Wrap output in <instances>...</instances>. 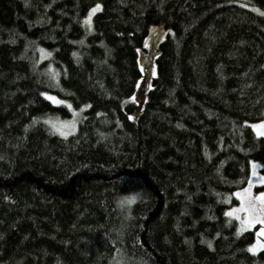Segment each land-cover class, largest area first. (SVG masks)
Instances as JSON below:
<instances>
[{
    "label": "trees",
    "instance_id": "trees-1",
    "mask_svg": "<svg viewBox=\"0 0 264 264\" xmlns=\"http://www.w3.org/2000/svg\"><path fill=\"white\" fill-rule=\"evenodd\" d=\"M263 119L264 0H0V264H264L224 215Z\"/></svg>",
    "mask_w": 264,
    "mask_h": 264
},
{
    "label": "rangeland",
    "instance_id": "rangeland-1",
    "mask_svg": "<svg viewBox=\"0 0 264 264\" xmlns=\"http://www.w3.org/2000/svg\"><path fill=\"white\" fill-rule=\"evenodd\" d=\"M94 13V12H93ZM93 13L92 15L90 16L92 18L93 16ZM156 30H158V33H151L145 38V41H144V44H145V48H146V51H142L140 53V56H139V64H140V69L142 70L143 72V78L142 80L140 81L139 83V86L137 88V91L134 95V101L136 102L137 104V110L136 112H134L133 114H131V117H137L139 115V113L142 111L143 109V106L145 104V101H146V97H147V90H148V86L150 84V81H151V77L153 76V70H154V63H153V54L155 56V58L157 57V51H156V48L158 46V43L160 41H162L164 39V36H165V33H166V29H160L159 27L156 28ZM153 50H155V53L153 52ZM142 57V59H141ZM146 61V62H144ZM144 62V63H143ZM48 96H52V97H55L56 99L55 100H51L53 103L55 104H65V105H68L70 108L72 107L71 103L68 102L67 100H64V99H61L59 97H57L56 95H53V94H47V98ZM59 101V102H57ZM77 112L74 110L73 111V118L71 120H65V121H62V120H58V122L54 123L53 125H55V128H60L62 131H65L67 132L68 134L72 133L77 125H76V122H75V119L77 118ZM261 121H264L261 120ZM261 121L259 122H254L252 123L253 124H259ZM64 122H71L75 125L74 127V130L73 129H70V128H62L61 125L64 123ZM261 131H264V129H261ZM59 132V131H58ZM256 132V130H255ZM257 133V132H256ZM67 134V135H68ZM66 135V136H67ZM258 136H264V135H258ZM253 172L256 173L255 176H253ZM260 178H264V174L261 172V164L259 162H254L252 163V168H251V175H250V179H249V182L251 181L252 183V194L253 195H257L260 191H263V190H258V186H261V185H264V184H260L258 182V180ZM248 182V184H249ZM248 184L245 186L247 187ZM241 190V189H240ZM239 191V190H238ZM236 197V196H235ZM237 198V197H236ZM238 199V198H237ZM239 203L238 205H236L235 207H238L239 204H240V200L238 199ZM241 216H243L244 214L241 213L240 214ZM240 223V222H239ZM259 227H261L259 224H256V225H253V226H250L246 229H242L241 231H247V230H254L255 231V236H256V233L259 229ZM256 239H257V236H256ZM255 239V241H256ZM261 241H264V237H260ZM254 241V242H255ZM253 242V243H254ZM262 250V249H260ZM259 251V250H258ZM256 251V252H258Z\"/></svg>",
    "mask_w": 264,
    "mask_h": 264
},
{
    "label": "snow or ice",
    "instance_id": "snow-or-ice-1",
    "mask_svg": "<svg viewBox=\"0 0 264 264\" xmlns=\"http://www.w3.org/2000/svg\"><path fill=\"white\" fill-rule=\"evenodd\" d=\"M100 7V4H96L94 8L89 11L88 17H85V23L89 22V17ZM153 75H155L154 70ZM149 87H151L150 84ZM42 95L47 96V93H42ZM48 99L55 100L56 98L48 96ZM46 122L50 123V121ZM53 127H55V125H53ZM61 127L74 130L75 125L71 122H64ZM252 128L256 130L257 135H264V131H261V129H264V121H261L259 124H253ZM56 130L59 131L61 136H66L68 134L67 132L62 131L60 128H57ZM252 174L253 176L256 175L255 172ZM258 182L260 184H264V178H260ZM233 195H235L240 200V204L238 207H232L230 210L226 211L224 215L228 217H235V219L240 222V227L237 228V234H239L242 229L259 224L261 227H259L256 233L257 239L254 243H251L248 246L247 250L251 253H255L260 249H264V241H261L260 239V237H264V191H260L257 195H253L252 183L250 181L247 187H244L241 190L233 193ZM132 199H134V197L126 198V202L130 203ZM123 202L125 201H122V203ZM241 213L244 215L241 216Z\"/></svg>",
    "mask_w": 264,
    "mask_h": 264
}]
</instances>
